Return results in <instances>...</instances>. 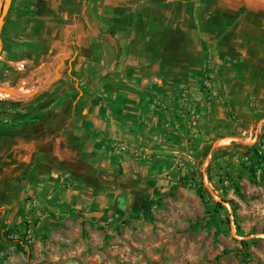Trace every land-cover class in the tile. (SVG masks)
Instances as JSON below:
<instances>
[{
	"label": "rangeland",
	"instance_id": "374dc122",
	"mask_svg": "<svg viewBox=\"0 0 264 264\" xmlns=\"http://www.w3.org/2000/svg\"><path fill=\"white\" fill-rule=\"evenodd\" d=\"M170 3L108 0L86 15L84 46L46 24L57 2L11 13L17 45L26 24L21 45L37 35L29 60L10 62L25 87L0 90L14 117L0 113V264H264V186L244 154L264 151V37L241 23L220 50L211 23H177ZM40 113L55 118L50 139L28 155L21 121ZM51 139L57 172L39 179L49 165L33 156Z\"/></svg>",
	"mask_w": 264,
	"mask_h": 264
},
{
	"label": "crops",
	"instance_id": "0c3cea01",
	"mask_svg": "<svg viewBox=\"0 0 264 264\" xmlns=\"http://www.w3.org/2000/svg\"><path fill=\"white\" fill-rule=\"evenodd\" d=\"M73 1L75 3L66 5V0H24V2H22V5L20 6L21 8L20 7L17 8V5L15 4L16 9L14 11H16L17 9L21 10L22 13H24L25 19L31 20L38 17L36 14L39 12V9L42 7V4H44V2H46V4L57 2V5H55L56 8L51 7L50 11H47L48 14L50 13V16H47L49 21H47L46 24H48L49 26L51 24H54L52 29H56V36L58 34L57 36L58 38L64 37L63 36L64 29L70 30L71 32H77L76 38L78 39V43L84 46L87 45V42L89 41L90 38V35L87 34L88 26L86 24V17L88 16L90 19L92 18V16L99 14L100 5L106 3L108 0L100 1L97 4L96 8H94L92 5L89 6L84 5L81 11L76 10L78 7L77 3L80 0H73ZM176 1L177 4L170 3L168 4V6L169 7L171 6L172 8L177 6L178 15H179V17L177 18V23H211L212 25L211 34H216V33L219 34L220 39L219 42L217 43V46L220 50H222L223 48H227L226 45L227 41L230 42L231 40L230 34L233 35L232 37L235 36V31H233L234 26L236 25L239 26L241 25V23L244 24L245 27L248 26L249 30L250 29L252 30L253 27L254 28L258 27V29L260 30V36L264 37V0H176ZM30 3H34V5H31V7L29 8ZM60 5H66L64 11L63 10L61 11L59 9ZM139 9L136 10V13H139L140 11ZM187 11H189L192 14L191 15H189L188 13L186 14ZM65 20H67V22H64ZM29 23H37V21L35 22L30 21ZM43 25L45 26L44 23ZM33 26L35 25L26 24L27 29H25L24 34L20 35L21 37L19 36V38H17L18 41L20 42V43L18 42L20 45L24 44V41L21 38H23V36H25V38H28V34L26 33ZM50 31L52 30L50 29ZM49 33L53 35L52 34L53 31ZM42 34H45V30H42ZM36 35L34 34L30 37L31 40H29L30 42L28 41L29 44L33 43L34 40L33 38L34 37L36 38ZM26 60L27 61L29 60L27 56V51L24 57L20 56V60H17L15 62L22 63L25 62ZM13 70L19 73V75L21 76L17 84L15 86H12L10 80L5 81L2 83L3 85L2 84L0 85V90L4 92L7 91L3 89L5 83H8L10 85L8 86L10 90H15L20 88L23 89V87H25L23 86L18 88V86L20 85L19 83H24V81L28 80V77H24L25 76L24 67H18L16 69L13 67L11 70L8 71V73L11 74ZM14 75L15 74H12L11 78H14ZM57 75L58 73L56 69L55 71H51V69H49L47 78H50L51 80H55ZM31 77L33 78L34 76ZM47 82L46 80H44L43 82L39 81L36 85L34 83L30 87L26 86L25 90L26 91H30L32 89L38 90L39 88L42 87L43 83H47ZM12 112L13 111L10 108H8L5 105V103L0 105L1 115L10 116L8 118H5L4 121H7L9 119L11 123L12 119L14 118L13 115H11ZM55 115L58 116L59 123L60 121L66 120L63 117L61 118L62 115L61 113H57ZM53 119L55 118L51 116V113L43 117H42V113H40L39 115L33 116V118H29V119L25 118L24 121L23 120L21 121L22 124L26 125L24 126V134H22V141L24 144L26 143V149L28 150V152L25 151V154L28 153L29 155V151L33 152L32 148L38 150V145H37L38 141L48 138L49 131L47 129H49L52 126ZM30 120H32V122H30ZM6 124L9 125L8 123ZM6 124L2 123L0 124V126L3 127ZM69 137L71 141V135ZM49 145L51 151L48 152V157H44L45 155L43 153L42 154L39 153L38 155L36 153L33 156V158L38 159V165L42 164V162L45 165H49L48 167H46V170H44L43 172L41 170L38 172L39 179L42 177L43 174L45 176L43 178H48L52 180V173L57 172V167L53 164V162H51L52 161L51 159H52V155L58 154L59 143L58 145L55 146L54 141H52L51 139ZM65 146L68 147V145ZM28 155H25L26 158ZM35 189H36V193L34 194V197H37L38 190L41 189V183H38V187H35Z\"/></svg>",
	"mask_w": 264,
	"mask_h": 264
},
{
	"label": "trees",
	"instance_id": "16d2710c",
	"mask_svg": "<svg viewBox=\"0 0 264 264\" xmlns=\"http://www.w3.org/2000/svg\"><path fill=\"white\" fill-rule=\"evenodd\" d=\"M102 1V0H80L77 3V9L78 11H81V9L83 8V6H89L92 5L94 8L97 7V4ZM75 3L73 0H66V5L67 4H72ZM31 5H34V3H30L29 4V8L31 7ZM66 5H60L59 9L62 11L65 10V6ZM15 3L14 0H12V4L9 8L8 14L5 16L4 18V25H3V29H2V33L0 35V48H1V55L4 56V60L0 58V85L5 82V81H11L12 86H15L18 82V80L20 79V75L19 73L15 72L13 70V72L11 74L8 73L9 70H11L13 67L10 65V62L12 61H17L20 60V56L24 57V55L26 54L27 51V47L26 45H20L18 43H16V41H14L9 34L5 31L6 30V24L9 23L10 21V15L11 13L15 10ZM74 11V10H72ZM3 12V6L1 8V13ZM83 19V18H82ZM64 22H67V20H65ZM14 45H17L18 48L16 49L14 47ZM26 50V51H25ZM14 75V78H11V75ZM1 96H3V94H0ZM211 145H208L205 149V156L207 157L210 152H211ZM245 156L248 158V161L250 162V172L254 174L255 177V182H258L259 184H261L262 186H264V151L262 153L259 152L258 149H255L254 147H248L245 151ZM215 159H216V155H213L212 161L207 169V175L210 181H213L214 179V174H213V168L215 165ZM255 168H258L261 170V176L259 179H257V175H256V171ZM235 189L237 194L242 198L245 199L243 193L241 192V186L239 184L235 185ZM200 192V196L202 198H205V194L203 193L202 190H199ZM234 209H236L237 205L236 203L232 202ZM217 205H222V203L217 202ZM252 241L249 240H242L241 243L243 245V249L246 253V256L248 255V253L246 252V250L248 249V247L250 246ZM224 253H226V251H223Z\"/></svg>",
	"mask_w": 264,
	"mask_h": 264
},
{
	"label": "water",
	"instance_id": "95a60500",
	"mask_svg": "<svg viewBox=\"0 0 264 264\" xmlns=\"http://www.w3.org/2000/svg\"><path fill=\"white\" fill-rule=\"evenodd\" d=\"M11 2H12V0H8L4 5H2L3 6V12L2 13H1L2 6L0 7V32H1V28L4 24V18L6 16V14L8 13L9 8L11 6Z\"/></svg>",
	"mask_w": 264,
	"mask_h": 264
}]
</instances>
